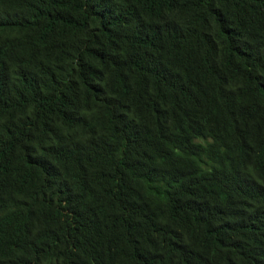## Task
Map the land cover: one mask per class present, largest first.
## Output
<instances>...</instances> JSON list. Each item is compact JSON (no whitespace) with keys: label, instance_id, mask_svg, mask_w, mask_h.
I'll use <instances>...</instances> for the list:
<instances>
[{"label":"trees","instance_id":"trees-1","mask_svg":"<svg viewBox=\"0 0 264 264\" xmlns=\"http://www.w3.org/2000/svg\"><path fill=\"white\" fill-rule=\"evenodd\" d=\"M2 95L0 264H264V0H0Z\"/></svg>","mask_w":264,"mask_h":264},{"label":"clouds","instance_id":"clouds-1","mask_svg":"<svg viewBox=\"0 0 264 264\" xmlns=\"http://www.w3.org/2000/svg\"><path fill=\"white\" fill-rule=\"evenodd\" d=\"M12 122H15L16 125L22 124L21 117L18 112L17 107L11 103L5 96L0 97V126L2 124L11 125ZM17 156L19 158H23L24 151L16 146L10 145L4 136L0 132V179L6 176V171L8 169V165H5L4 162L8 163V160ZM40 166V165H38ZM44 169H47L50 182H52L53 172L52 167L50 165L41 166ZM103 184L97 183L93 175H89L86 182L87 189V197L90 201L102 205L101 197ZM25 198H18L14 202V206L17 205L20 201ZM241 198H239L240 200ZM246 198L242 199V202L245 201ZM241 202V203H242ZM99 226H91L88 227V231L91 237V246L97 253H103L105 250V246L111 244V231L115 230L114 227L109 224H101L100 222L95 220ZM102 226H100V224ZM17 226L14 222L9 221L8 229L10 233L6 235L9 240V252L14 253L17 245L16 237L14 235L13 228ZM8 251L5 248H0V256H6ZM37 257L34 252H23L20 254L15 261V264H35Z\"/></svg>","mask_w":264,"mask_h":264}]
</instances>
